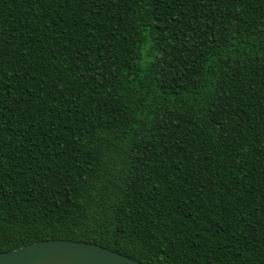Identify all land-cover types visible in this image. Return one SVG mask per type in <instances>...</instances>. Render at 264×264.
Segmentation results:
<instances>
[{"label":"trees","instance_id":"trees-1","mask_svg":"<svg viewBox=\"0 0 264 264\" xmlns=\"http://www.w3.org/2000/svg\"><path fill=\"white\" fill-rule=\"evenodd\" d=\"M44 240L264 264V0H0V253Z\"/></svg>","mask_w":264,"mask_h":264},{"label":"water","instance_id":"water-1","mask_svg":"<svg viewBox=\"0 0 264 264\" xmlns=\"http://www.w3.org/2000/svg\"><path fill=\"white\" fill-rule=\"evenodd\" d=\"M0 264H146L95 243L44 240L1 252Z\"/></svg>","mask_w":264,"mask_h":264}]
</instances>
